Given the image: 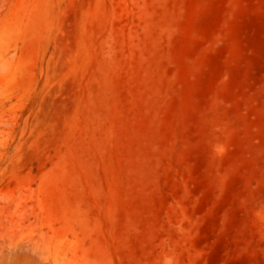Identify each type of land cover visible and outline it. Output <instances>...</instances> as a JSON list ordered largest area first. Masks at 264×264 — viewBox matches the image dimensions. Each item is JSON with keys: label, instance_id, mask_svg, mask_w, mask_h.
Wrapping results in <instances>:
<instances>
[{"label": "rangeland", "instance_id": "1", "mask_svg": "<svg viewBox=\"0 0 264 264\" xmlns=\"http://www.w3.org/2000/svg\"><path fill=\"white\" fill-rule=\"evenodd\" d=\"M0 264H264V0H0Z\"/></svg>", "mask_w": 264, "mask_h": 264}]
</instances>
